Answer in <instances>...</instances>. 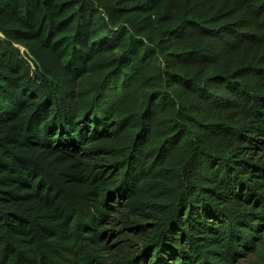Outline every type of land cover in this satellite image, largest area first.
Listing matches in <instances>:
<instances>
[{"label":"trees","instance_id":"1","mask_svg":"<svg viewBox=\"0 0 264 264\" xmlns=\"http://www.w3.org/2000/svg\"><path fill=\"white\" fill-rule=\"evenodd\" d=\"M253 254L264 0H0V264Z\"/></svg>","mask_w":264,"mask_h":264},{"label":"rangeland","instance_id":"2","mask_svg":"<svg viewBox=\"0 0 264 264\" xmlns=\"http://www.w3.org/2000/svg\"><path fill=\"white\" fill-rule=\"evenodd\" d=\"M255 259H257V255L253 254L251 256L245 257L241 262L237 264H250V263H253Z\"/></svg>","mask_w":264,"mask_h":264}]
</instances>
